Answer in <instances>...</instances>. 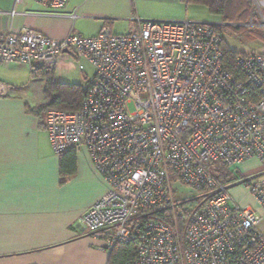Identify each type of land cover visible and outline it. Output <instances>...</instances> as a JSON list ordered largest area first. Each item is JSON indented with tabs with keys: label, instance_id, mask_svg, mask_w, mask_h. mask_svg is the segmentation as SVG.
I'll use <instances>...</instances> for the list:
<instances>
[{
	"label": "built area",
	"instance_id": "2783aa9c",
	"mask_svg": "<svg viewBox=\"0 0 264 264\" xmlns=\"http://www.w3.org/2000/svg\"><path fill=\"white\" fill-rule=\"evenodd\" d=\"M39 1L60 9L68 0ZM134 20L138 28L121 34L10 29L0 39V63L37 73L70 55L94 69L80 109H50L45 122L54 152L86 148L107 185L80 226L108 254L134 243V264H264V54L238 55L233 74L215 24ZM7 91L0 83V96ZM251 159L263 166L255 177L242 172ZM215 164L229 177L218 179ZM232 184L259 211L237 201ZM181 187L190 198L176 195Z\"/></svg>",
	"mask_w": 264,
	"mask_h": 264
},
{
	"label": "crops",
	"instance_id": "0c3cea01",
	"mask_svg": "<svg viewBox=\"0 0 264 264\" xmlns=\"http://www.w3.org/2000/svg\"><path fill=\"white\" fill-rule=\"evenodd\" d=\"M188 9L182 0H68L60 9L39 0H0V39L10 29L52 39L95 36L104 26L121 34L138 28L135 18L181 21L188 19ZM254 9L264 14V0H232L230 14H218L206 23L236 33L241 25L261 26ZM85 61L60 56L52 82L83 88L94 74ZM0 83L8 90L0 96V264H107L109 254L100 249L104 239L79 224L107 185L86 148L54 152L45 123L49 109L40 108L50 94L42 69L33 73L21 62L0 63ZM251 161L259 169L243 174L260 175L261 164ZM238 186L230 187L232 196L259 211L235 189ZM260 227L264 231V220Z\"/></svg>",
	"mask_w": 264,
	"mask_h": 264
},
{
	"label": "trees",
	"instance_id": "16d2710c",
	"mask_svg": "<svg viewBox=\"0 0 264 264\" xmlns=\"http://www.w3.org/2000/svg\"><path fill=\"white\" fill-rule=\"evenodd\" d=\"M185 4L199 3L205 4L211 13L221 14L227 16L231 13L230 7L232 0H182ZM218 31L222 33V29L217 27ZM221 47L224 53V66L233 74H237L239 69L235 64V59L238 55L243 54L233 50L222 38ZM43 74L47 79V87L49 91V98L45 105L40 106L42 109H58L63 111H78L82 103V87L76 84L65 85L52 82V71L42 69ZM50 78V79H49ZM215 168V169H214ZM213 174L220 180H225L229 177L226 169L217 164L212 168ZM63 175V171H62ZM222 176L221 178H219ZM167 217V216H166ZM170 223L171 220L167 218L164 220ZM136 259V246L132 242L117 243L108 255L107 264H134Z\"/></svg>",
	"mask_w": 264,
	"mask_h": 264
},
{
	"label": "rangeland",
	"instance_id": "374dc122",
	"mask_svg": "<svg viewBox=\"0 0 264 264\" xmlns=\"http://www.w3.org/2000/svg\"><path fill=\"white\" fill-rule=\"evenodd\" d=\"M189 15L186 16L189 20L192 21H204L208 22L211 19L217 17L218 14H213L210 12L209 8L205 6L204 4H198V3H190L189 4ZM253 16L260 17V19L263 21L264 14L260 10H253ZM242 29L239 32L234 31H227L222 30V35H225V42L231 47L233 50L241 53H264V27L261 26H252L247 27L244 25H241ZM85 61V60H84ZM86 62V61H85ZM88 69L92 72L93 67L87 63ZM50 110V109H49ZM252 160V159H251ZM247 161L242 165L243 171H249L254 169H259L258 164L255 161ZM257 160V159H256ZM259 162V160H257ZM260 163V162H259ZM261 164V163H260ZM217 164H215L213 167H215ZM262 166V164H261ZM263 168V166H262ZM215 169V168H214ZM249 175V174H248ZM220 176L219 178H221ZM176 186V184H175ZM236 190L240 191V194L244 195L246 199L250 200V196L246 195L243 186H238L235 188ZM232 192V188H230V193ZM191 193L187 188L181 187L176 189V195L181 196H188L190 198ZM187 197V198H188Z\"/></svg>",
	"mask_w": 264,
	"mask_h": 264
}]
</instances>
